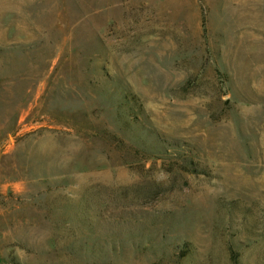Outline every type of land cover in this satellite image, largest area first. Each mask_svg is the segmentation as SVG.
Returning <instances> with one entry per match:
<instances>
[{"label":"rangeland","instance_id":"obj_1","mask_svg":"<svg viewBox=\"0 0 264 264\" xmlns=\"http://www.w3.org/2000/svg\"><path fill=\"white\" fill-rule=\"evenodd\" d=\"M0 264H264V0H0Z\"/></svg>","mask_w":264,"mask_h":264},{"label":"crops","instance_id":"obj_2","mask_svg":"<svg viewBox=\"0 0 264 264\" xmlns=\"http://www.w3.org/2000/svg\"><path fill=\"white\" fill-rule=\"evenodd\" d=\"M2 255H1V252H0V259H1Z\"/></svg>","mask_w":264,"mask_h":264}]
</instances>
